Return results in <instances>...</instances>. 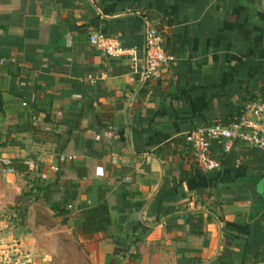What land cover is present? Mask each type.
I'll use <instances>...</instances> for the list:
<instances>
[{
  "label": "crops",
  "instance_id": "1",
  "mask_svg": "<svg viewBox=\"0 0 264 264\" xmlns=\"http://www.w3.org/2000/svg\"><path fill=\"white\" fill-rule=\"evenodd\" d=\"M144 21L173 61L140 85L141 51L111 59L88 36L140 48ZM0 61V154L34 166L0 177V221L9 205L24 226L21 241L0 222V264H32L33 233L72 264H264V152L236 147L195 177L181 150L264 102V0H0ZM22 190L38 206L17 208ZM98 200L104 232L68 226Z\"/></svg>",
  "mask_w": 264,
  "mask_h": 264
},
{
  "label": "built area",
  "instance_id": "2",
  "mask_svg": "<svg viewBox=\"0 0 264 264\" xmlns=\"http://www.w3.org/2000/svg\"><path fill=\"white\" fill-rule=\"evenodd\" d=\"M88 43L108 58L127 59L133 63L137 52L141 51V64L135 72L140 85L157 79L161 70L173 61L164 50L161 34L145 21L140 48L124 47L115 36L98 32L88 36ZM181 142L183 154L202 174L218 171L220 154H227L236 147L264 152V102L245 104L230 121H213L193 128L182 134ZM23 165L27 172L34 170L31 162L26 161ZM14 175L10 158L0 154V177Z\"/></svg>",
  "mask_w": 264,
  "mask_h": 264
},
{
  "label": "rangeland",
  "instance_id": "3",
  "mask_svg": "<svg viewBox=\"0 0 264 264\" xmlns=\"http://www.w3.org/2000/svg\"><path fill=\"white\" fill-rule=\"evenodd\" d=\"M257 188L261 192L264 190V180L260 181ZM23 191L24 190L21 191L20 195L18 197H16L14 202H13L16 204V207L20 208V206H22L21 204H23V206H24V205H26L27 202H28V205H32L33 207L38 206V204H39L38 202H36L34 200H30L29 198H27L26 201H22L21 198H22V195L24 193ZM17 204H19V205H17ZM14 206H12V207H14ZM23 208H25V207H23ZM4 210L6 212V216H5V220L0 221V222H3V224L1 225V229L6 231V232H9L11 230H14V228H17L18 233H20V235H21L19 239H21V241H23L22 235H24V234L22 233V231L24 229V226H22V223H23L22 222V216H21V218L18 217L17 215L12 217L11 212H9L10 211L9 205H6ZM20 214H22V212ZM20 214H18V215H20ZM70 217L71 218H69L68 226H71L72 228L75 229L78 226V223H77L76 219H74L72 216H70ZM46 222L48 224L52 223L50 218L49 219L47 218ZM30 237H31L30 246H31L32 250L28 253L31 256L30 258H31L32 264H58L59 262H63L64 264H72V261H73V260H71L72 259V255H71L72 251H69V250L67 251L65 249L59 250L57 247V243H59V242H58V240L56 241L54 239V237H48L47 240H44V239H42L44 237L40 236L39 233H33V234H31ZM8 242H9V240L6 239V243H8ZM27 242H28V240H27ZM66 242H68V240H66ZM60 248H63V247H60ZM64 254H66L69 259L68 258H66L65 260L60 259V257H63ZM45 255H49L51 257L49 263H43L42 260L44 259ZM78 255L79 254H76V256H75L77 259L79 258ZM66 262H68V263H66Z\"/></svg>",
  "mask_w": 264,
  "mask_h": 264
},
{
  "label": "trees",
  "instance_id": "4",
  "mask_svg": "<svg viewBox=\"0 0 264 264\" xmlns=\"http://www.w3.org/2000/svg\"><path fill=\"white\" fill-rule=\"evenodd\" d=\"M220 154L219 156V164L222 166L226 162H228V159L230 158L229 154ZM11 161V167L14 169L15 174L23 175V177H26L27 171L25 166L23 165L22 161L19 160H10ZM192 174L196 176L203 175L200 171H198L194 165L190 164ZM185 177L179 179V182L183 181ZM46 188H42L43 191H45ZM30 190L40 191L41 189L38 187V185L32 186ZM28 193H24L22 196H26ZM22 214L18 215V217H21ZM19 219V218H18ZM109 225V217H108V209L106 207V204L103 200H98L94 205L84 207L79 214V225L78 229L82 236H88L92 234H98L101 232H104L105 229ZM137 230V226L132 227V232ZM146 229L141 227V233L144 235L146 233Z\"/></svg>",
  "mask_w": 264,
  "mask_h": 264
}]
</instances>
